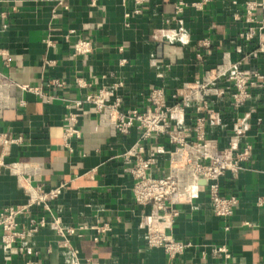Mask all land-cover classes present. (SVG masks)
Here are the masks:
<instances>
[{
    "label": "crops",
    "instance_id": "obj_1",
    "mask_svg": "<svg viewBox=\"0 0 264 264\" xmlns=\"http://www.w3.org/2000/svg\"><path fill=\"white\" fill-rule=\"evenodd\" d=\"M59 1L0 3V11H8V17L0 19V49L9 58L7 65L0 55V70L12 83L10 107L0 119V131L22 138L11 145L6 160L43 157V169L35 180L46 190L64 185L48 206H33L19 216L23 230L42 218L47 225L17 242L10 253L0 244V264H263L264 85L254 87L252 97L236 107L233 84L219 82L222 91L211 101L218 119L207 123V136L220 148L228 147L236 139L237 118L250 113L239 138L240 147L246 142L252 145L250 158L241 171H229L220 179L222 192L237 196L239 204L228 220L212 212L204 189L190 202L177 205L172 233L191 246L175 257L146 244L142 214L150 206L135 203L134 179L122 156L139 140L138 129L115 134L100 122L94 106L84 103L73 108L80 114L81 130V136L71 141L73 151L63 144V131L70 111L66 99H84L89 91L101 87H115L126 107L144 109L150 87H163L170 94L184 83L201 82L205 71L226 56L243 60V69L258 72L264 79V0H254L260 4L254 12L255 22L247 20L245 6L250 0H210L202 9L191 5L198 0H184L189 5L181 15L182 23L175 18L179 0H147L141 13H134L135 0H97L95 6L91 0H67L68 9ZM252 26L263 29L252 40L241 37ZM79 37L92 41L91 53L73 54ZM54 79L62 85H53ZM77 80L90 86L81 87ZM25 86L41 88L52 96L51 101ZM187 110L184 125L191 127L196 111L194 106ZM153 146L164 151L157 153L152 172L167 175L168 151L173 146L166 137L152 138L147 148ZM2 152L0 146V156ZM28 200L18 178L0 167V211ZM54 217L67 226L108 224L110 230L70 236L71 247H67L52 225ZM220 246L227 248L229 256L215 252ZM19 247L28 252H19Z\"/></svg>",
    "mask_w": 264,
    "mask_h": 264
},
{
    "label": "built area",
    "instance_id": "obj_2",
    "mask_svg": "<svg viewBox=\"0 0 264 264\" xmlns=\"http://www.w3.org/2000/svg\"><path fill=\"white\" fill-rule=\"evenodd\" d=\"M3 1L5 0H0V3ZM146 1L135 0L134 13H141ZM208 1L210 0H198L191 5L202 9ZM96 2L97 0H91V5L95 6ZM59 3L64 9L69 8L67 0H60ZM188 5L189 3L184 0H179L176 4L175 18L179 23H182L180 18ZM259 5L254 0L246 2L245 9L249 22H255L254 12ZM7 17L6 9L0 11V19ZM262 29L263 26L249 27L241 33V37L252 40ZM70 32L75 33V30ZM179 32L176 34L178 35ZM47 43L51 45L52 41L48 39ZM262 49H264L263 45ZM92 51L93 43L90 39L79 37L73 44L74 55H87ZM0 55L8 65L6 50L0 49ZM45 63L54 62L46 60ZM242 65L243 60L233 61L226 56L222 63L205 71L201 82L184 83L181 88L170 94L163 87H150L146 96L148 106L144 109L126 107L123 99L115 94V87L114 89L101 87L98 91H89L84 99L65 101L70 111L65 116L63 144L70 151H73L72 139L81 136L80 114L73 108H80L84 103L92 104L99 114L100 122L109 125L115 134L127 135L133 128L138 129L139 140L124 151L122 156L128 163L127 170L134 179L135 203L139 206H150V211L142 214V222L147 227L146 244L150 248H162L170 257L184 253L191 246V242L177 239L172 233L175 218L178 216L177 205L190 202L198 196L201 189H204L208 193L212 212L228 220L234 215L239 204L237 196L225 195L222 192L220 179L229 171L233 173L241 171L244 168L243 162L250 158L252 145L246 142L243 147L239 146V138L243 136L242 126L246 124L250 113L237 118L236 139L226 148H220L216 141L207 136L206 125L218 119L211 101L212 96H218L222 91L219 82L226 80L233 84L232 98L236 107L244 105L252 97L251 90L254 87L264 85V79L258 72L245 70ZM77 83L81 87L90 86L82 80H77ZM52 84L61 86L62 82L54 79ZM11 85L9 77L0 70V119L10 107ZM23 89L30 90L47 101L52 99V96L46 95L41 88L25 86ZM190 106H194L196 113L193 125L188 127L184 123L188 116L187 108ZM157 137H166L168 143L173 146L168 151L169 170L164 176H156L152 172L157 153L164 149L156 146L147 148V143ZM21 141L20 136L0 131V146L3 149L0 167L14 174L20 186L29 195L28 202L6 206L0 211V244L8 253L17 242L47 225L46 219L42 218L29 230H23L19 227V216L29 212L33 206L40 204L48 206L50 200L61 194L64 186L61 184L46 190L35 180L34 176L43 169L45 163L43 157L29 156L11 162L6 160L11 145ZM52 225L63 238L62 244L67 247H71L70 236L82 237L86 231L93 229L98 234L110 230L108 224L67 226L58 217L53 218ZM225 229L228 230L229 226ZM98 238L96 236V239ZM24 251L28 252V249L19 247V252ZM215 252L229 256L225 246L215 248ZM71 264L88 263L75 261Z\"/></svg>",
    "mask_w": 264,
    "mask_h": 264
}]
</instances>
